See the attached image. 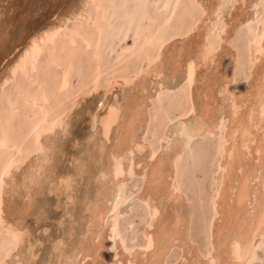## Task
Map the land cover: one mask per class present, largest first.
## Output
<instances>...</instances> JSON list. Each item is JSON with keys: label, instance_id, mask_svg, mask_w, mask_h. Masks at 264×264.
<instances>
[{"label": "bare ground", "instance_id": "6f19581e", "mask_svg": "<svg viewBox=\"0 0 264 264\" xmlns=\"http://www.w3.org/2000/svg\"><path fill=\"white\" fill-rule=\"evenodd\" d=\"M91 1H94L99 5L97 0H84L81 9L66 12L63 16L59 15V19L57 18L58 21H53L48 24L38 23V25H35L33 27V29L35 28L34 31L30 30V32H28L29 34L25 40V45L22 46L9 65H6L7 68L5 69L4 67V73H0V90L10 83L16 82L20 91L19 98L16 101L12 100L9 95L6 97L10 107L9 112H5L3 116V123H0V145L5 146L6 148H14L15 145H17L16 139L20 136L23 143L29 141L32 142V147L27 158L32 153H38L36 159L31 165H29V168L30 166L33 167V171L31 170L30 173L27 171V174L23 177L25 185L28 181L33 184V192L28 191L26 195H28L30 199L33 194H35V196L38 195L39 191L35 187L41 185L43 182L40 177H42V174L45 172L46 167L44 162L48 160V150L51 149L50 141L52 142V139L50 137L51 140L49 141L48 136L54 133L58 127L64 125V121L66 117H68L69 111L77 105L78 98L80 96L89 95L100 87H104V93L107 94L113 89L112 87L117 82L127 84L130 82L131 78L135 77L138 78L139 83L137 87H139L138 91H140L142 95H132L131 93L132 97L130 102L128 105H126V103L125 107L120 105L122 103L115 104L109 102L105 104L106 101L102 104L103 106L105 105V110L102 111V113L99 112L100 114L97 111L98 114H95L93 117V121L100 123V134L102 139H104L102 149L106 157V161L99 173H102L103 176L109 175L111 179L109 177V180L107 178L105 179L110 183L104 182L102 184L103 189L101 191V197L94 202L91 208L92 216L88 220L86 240L83 247L77 252L73 264H165L170 251L177 245L184 249H182V253H185L184 251H186V255L181 257L176 264H251L258 258V239L264 238V66H261L260 69L262 72L259 75H257V73L260 70L257 71L256 68H254L257 71H255L257 77H254L253 74L251 80L248 79V77H243L242 80L237 83L234 77L235 64L239 56L237 54L236 56L233 55L234 63L228 66V61L227 67L221 65L220 72L218 73L219 75L217 74L216 76V70L214 72V68H212L210 64L218 56L217 53L219 50L217 52L218 48L215 47L211 39L212 36L210 37L208 33V30L212 29V27L206 23L207 19L205 18L206 22L204 20L201 22L198 20L200 23L195 22L193 25H189V28L181 34L185 35L190 31L197 29L199 32L196 31L197 34L201 36L198 38L201 39L200 41H194L192 38L179 39V45L175 49L174 46L171 50L163 53L162 48L168 38L163 36V33L160 32V30L164 28V25H167V23L171 21L172 16L176 11L177 4L175 8L169 11V15L164 13V15L168 16L166 19L165 17L161 18V15L159 16L157 12L148 17L149 9L147 5L143 3L144 1L142 2L141 0V3L144 6L139 13V18L141 17L140 20L136 17L138 13H135L136 15H133L131 19V21H133L136 18L140 23L141 27L137 25L136 33L144 34V36L142 35L143 38L141 41H138L140 43L142 42V45L138 47L137 51L141 52L145 46H149L152 50L146 53L145 57L141 58L139 67L133 70H129V67L126 66H123L120 69H115L112 74L113 77H111L112 79L107 80L109 85L106 86L105 84V86H102L99 83V70H97V67L93 64V59L99 60L100 46L101 43H105L104 40L106 39L105 36V39L103 40L105 32L102 22V25L100 24L101 19L99 17L100 21L95 25L96 34L93 36L95 38L81 33L78 29H74V33L82 40L83 46L86 44V46L91 48V51L88 52L91 64L88 67L89 70L84 76L82 84L78 89L68 95V98L70 97L72 101L71 106L63 112L55 114L51 113L45 106L47 94L40 78V69L44 65L59 69L62 73L61 80L64 83L65 89L66 86L68 87V79L65 77L66 73L69 72L67 67L74 62V58L78 53L74 48H69V52L64 48L65 46L61 43L62 35L64 29L71 20L76 19L80 22H83L85 19L91 20L90 13L88 12V6ZM239 1L242 2V6L247 3V0ZM46 2H42V4L44 3L45 5L44 7L53 5L52 8H54L55 5H57L56 3ZM139 3L140 2H138V4ZM171 3L172 0H163L162 4H160V9L164 12V10L172 8ZM220 4L221 0H215L211 6L207 7V11L209 10L210 14L218 13V10H220ZM38 5L40 6V4ZM105 6H107V4ZM119 6H121V4H119ZM206 6L208 5L206 4ZM124 9L128 10L129 8L126 5L121 10ZM184 9L188 10L187 8ZM102 10H104V8ZM244 11L245 9H243V12ZM26 14L29 15V13ZM209 16L211 18L212 15ZM239 16L240 15L234 18L233 32L230 31L232 33L229 34L230 29L226 32V37L224 38H227V42L232 40V35L235 34L241 26L246 24L248 26V24L250 25L256 19L255 13H250L243 19H240ZM191 17L194 19L196 16L193 17V15H191ZM192 18H189V20ZM124 19L123 22L125 23ZM193 19L192 22L196 21V18L195 20ZM125 20L128 21L127 19ZM105 21L107 22V20ZM120 22L122 23L121 19ZM181 22L183 21L181 20ZM112 23H114V21H111V24ZM116 24L119 25V23ZM259 27V35L264 37V15L260 19ZM179 28H181V26ZM112 29L113 26L111 30ZM124 31L126 33L125 37H127L129 28ZM251 32L254 31L251 29ZM160 33L162 34L160 35ZM175 33L176 32H174V34ZM107 34H109V31ZM25 36L26 35H24V37ZM256 37L254 38L255 41L258 39ZM67 41L71 42L70 45L68 43L69 46L75 44V41L72 39ZM170 44L175 45L177 43L175 42V44H172L171 42ZM171 45L169 47H172ZM261 46L262 49L260 51H256L255 49L252 51L256 63L257 61H263L264 63V41ZM109 47L107 51L109 50ZM228 47L229 46H227V48ZM128 49H130V46ZM230 49L224 50L230 54ZM155 51L158 52V55L154 57ZM128 53H130V50ZM128 53L127 55L129 56ZM201 66L208 67L205 70V68L203 69ZM199 67H201V71L203 69L200 76L201 78L198 76L200 74V71L198 70ZM259 67L260 66H258V68ZM210 69L213 70V75L209 72ZM178 73H181L183 76L179 82L182 80V85L183 87L185 86L182 94L185 102H192V89L194 87L196 88L194 90L197 91V99L195 98V100H197V112L195 110V119L197 122L192 125V121L184 117L190 111L187 108L180 111L179 116L181 117V126L172 129V126H170V129L167 128L160 137V139H163V136L165 135L172 138V140H175L170 146L168 145L167 152H164L163 150V148L166 147L164 146V143L163 148H161L163 152H159L158 146H155L154 142L148 139V127L151 120V100L159 98L164 89L167 88V84H165V81L167 80L164 78L171 77V80L172 77ZM149 76L155 78L151 81L149 80L150 83H148V79H150ZM217 77L219 79H217ZM198 80L199 84L196 83ZM36 83L39 87L35 86ZM194 83L199 86H196ZM178 85L180 86L181 84H177V87ZM192 86L194 87L192 88ZM136 92L137 89L136 91L134 90V93ZM218 93L222 94L221 99H219L224 103L228 102L229 104H224L220 101V103L217 102L218 100L216 101V99ZM25 103L28 105H39V109L34 115L27 113L25 115V120L21 124L17 116V109L19 106L24 108ZM99 103H102V101L99 100ZM192 103L194 105V102ZM215 103H219V105L217 106ZM224 105L227 106L225 107ZM228 105L229 109L227 110L226 108H228ZM93 113L94 112H92V114ZM6 117L8 119H6ZM48 119L50 122L47 124L46 122ZM118 128L120 131L114 137L116 145L113 144L108 146L107 142L111 140L114 129L116 130ZM206 134H214L218 136L215 173L219 171L221 175L219 180L217 179L215 182L216 185L213 187V199L211 198L213 207L210 219L211 246L206 254H202L195 244L192 245L190 243L189 221L191 209H188V212H185L187 211L188 206L185 207L186 209H184V207H179V209L183 208L185 210H183L185 213L182 214L178 207L175 206L177 202L175 205L173 202L171 213L170 210L169 212L167 211L169 213L167 214L169 215L168 217L163 218L160 213L161 211L163 213V211L166 210V205L171 203L172 199L181 201L183 204H181V206L188 204L183 202L185 199L183 200V193L181 190L182 185H180L179 179H177V162L186 151L188 140L196 135ZM177 135L179 137H177ZM183 135H186V138H184ZM136 150H140L139 157L134 154ZM18 164L20 163L15 158L12 151H9L4 155L0 162V229L4 227L9 231V233H11L9 236H12L16 243L22 242V240L27 237L25 234L27 233L28 227L25 226V224L16 221L14 217L9 216L10 212H8L7 209L8 215H6V217H8H4L6 213V210L4 209L7 208L5 207L6 205L4 206V199L8 198V196L6 198L4 195L7 193V191H5L7 189L6 185H9L7 184V179L13 173V170L17 168ZM46 170H48V168ZM61 174L63 176V173ZM135 175H142L144 177L145 183L142 188L143 190H141L142 192L140 191L139 198L146 203L149 209L150 219L144 233V243L141 244L140 248L131 251L120 235L117 213L120 212V207L122 206L120 205L121 200L126 198L121 189V185ZM13 176L11 178L14 183V178L16 176H14V178ZM18 178L20 177L18 176ZM52 179L55 180L54 178ZM52 179L48 181L51 182ZM62 179H64V176ZM13 183L9 186L15 188L16 183ZM22 183L23 182H21V185ZM9 190L13 192L15 189ZM15 192H17V190ZM8 194L9 193H7V195ZM160 197H163L161 200L165 198L168 201L167 203L166 200H162L163 202H166V207H163L165 210L161 208L163 205H161L162 203L159 201ZM11 198L12 196L10 197L9 194L8 203L6 202V204H9ZM34 198L31 199L29 206H27L28 204L26 205V208L31 207L30 209H32L37 205L35 203L36 199ZM38 199H40V197ZM103 199H106V202ZM172 204H168V207ZM13 205H8V207L12 208ZM19 206L20 205H18V207ZM125 206L127 207V205ZM128 206H130V204ZM30 209H26L29 216L31 215ZM10 210L11 209H9V211ZM125 210L123 209L124 212ZM15 212H17V210H15ZM19 212L22 218H24L25 213L22 214V212H24L23 209ZM165 213L166 211L164 214ZM11 251L12 248L10 247L6 255L11 257ZM15 254L17 255L18 253L16 252ZM32 254H34V252H31V255ZM28 256L30 257V255ZM18 258L20 257L18 256ZM10 260L9 262H13V264H25L21 258L16 259L14 256ZM6 261L7 259L5 262Z\"/></svg>", "mask_w": 264, "mask_h": 264}, {"label": "rangeland", "instance_id": "374dc122", "mask_svg": "<svg viewBox=\"0 0 264 264\" xmlns=\"http://www.w3.org/2000/svg\"><path fill=\"white\" fill-rule=\"evenodd\" d=\"M46 1L56 3L58 6L55 5L54 8H52L53 5L44 7L45 5L44 3L42 4V2ZM83 1L84 0H0V73H4L5 69L15 57V55H17L22 46L25 45V40L29 34L28 32H30V30L34 31L35 28L33 29V27L35 25H38V23L48 24L53 21H58L57 18L65 15L66 12L81 9L83 6ZM214 1L215 0H172V8L164 10L163 12V10L160 9V4H162L163 0H142V2L146 4L149 9L148 17L154 15L157 12L159 16L161 15V18L165 17L167 19L168 16L164 15V13L168 14L169 11L175 8L177 4L176 11L174 12L175 15L173 14L171 21L167 23V25L163 26L165 29L161 27L162 29L160 30V32L163 33H160V35L162 34L163 36H166V38H168L162 48L163 53H165V51L167 52L171 50L174 46L175 49L179 45V41L182 39L192 38V40L194 41H200L201 39L198 38H200L201 36L197 34V29L190 31L185 35L181 34L184 33L187 28H189V25L191 26L195 22H201L203 20L205 21V19H207V22H205L211 25L210 27H212V29L208 30V33L210 37L212 36L211 39L215 47L218 48L217 52L219 50V52L217 53L218 56L216 55L217 57L213 61L214 63L212 62L210 64L212 68H214V72L216 70L215 75L217 76V74L220 72L221 65L227 67L228 61V66L232 65L234 63V56L238 54L239 56L235 64L234 72L236 82L239 83L243 77H248V79L251 80L253 74L254 77H257V75L262 72L260 68L261 66H264V63L263 61H257L256 63L252 51L254 49L256 51H260L262 49L261 44L264 41V37L259 35L258 30V28H260V19L264 15V0H247V3L244 6H242V2L239 0H221L219 8L220 10H218V13L210 14L209 10L207 11V7L211 6ZM97 2L99 3V5H97L96 2L91 1L88 6V12L90 13L91 20L85 19L83 21L84 23L76 19L71 20L70 23L64 29L61 43L65 46L64 48L68 52L70 51L69 48H74L78 53V55L74 58V62H72V64L67 67L69 72L66 73L65 77L68 79V87L66 86L65 89L64 83L61 80L62 73L59 69L48 67L45 65L42 66L40 69V78L47 94L45 106L47 110H49L51 113L55 114L58 112H63L71 106L72 101L70 97L68 98V95L74 90L78 89L79 86L82 84L84 76L89 70L88 67L91 64L88 53L91 51V48L89 46H86V44H84L83 46L82 40L79 36L74 33V29H78L81 33L95 38L93 37L96 34L95 25L101 19L100 24L102 22L105 32L103 40L105 39V36L106 39L104 40L105 43L102 40L103 43H101V46H103H100L101 51L99 50V60L93 59V64H95L97 70H99V83L102 86H105V84L106 86L109 85V82L107 80L112 79L111 77H113L112 74L115 69H120L123 66L129 67V70L137 69L140 65L141 58L145 57V54L152 50L151 48H149V46H145V48L141 52L137 51L138 47L142 45V42L140 43L138 41H141L144 36V34L142 33H136L137 25L140 26V23L139 21H137V19L139 18V13L144 6L141 3V0H97ZM138 2H140V5L138 4ZM38 4H40V6ZM106 4L107 6H105ZM119 4H121V6H119ZM206 4L208 6H206ZM126 5L129 9H124L125 11L121 10ZM103 8L104 10H102ZM184 8H187L188 10H185ZM243 9H245L244 12ZM26 13H29V15ZM135 13H138V15H136ZM250 13L256 14L255 21H253V23H251L250 25L248 24V26L247 24L241 26V28L235 34L232 35V40L227 42V38L224 37H226L225 35L226 32H228L227 30L230 29L229 34L233 32L232 29L234 30V18L240 15L239 18L243 19ZM133 15H136L137 19L135 18V20L131 21ZM191 15H193V17L196 16V21L192 22L193 18L191 17ZM209 15H212L211 18ZM124 18L127 19L129 22L126 21ZM179 18L183 22H181ZM189 18L192 19L189 20ZM195 18L193 20H195ZM120 19L122 23L120 22ZM123 19L125 23L123 22ZM105 20H107V22ZM111 21H114V23L111 24ZM116 23H119V25ZM112 26L113 29L111 30ZM180 26L181 28H179ZM127 28H129V31L127 33V37H125L126 33L124 30ZM251 29L254 32H251ZM166 30L169 32H167ZM108 31L109 34L111 33L110 35L107 34ZM174 32L176 33L174 34ZM166 33L168 34V36ZM24 35L26 36L24 37ZM65 36L68 38H66ZM255 37L258 38L256 39V41L254 39ZM223 38L226 41H224ZM69 39L75 41V44L73 46H69L71 43L70 41H67ZM171 42L172 44H175V42L177 44L171 45ZM169 44L172 47H169ZM107 45L108 47L111 46L109 47L108 51ZM129 46L130 49H128ZM227 46L229 47L227 48ZM224 49H230L231 55ZM129 50L130 53H128ZM127 53L129 54V56L127 55ZM122 55L125 56L123 57ZM157 55L158 52L155 51L154 57ZM252 59L254 60V64ZM208 66L201 67L203 69L205 68L206 70ZM258 66L260 67L258 68ZM201 67L198 68V70L200 71V74L198 72L199 77L201 76V72L203 71V69L202 71L200 70ZM254 68H256L257 71L260 70L257 75H255L257 71ZM211 69L209 72L213 75L214 72ZM182 77V74L178 73L174 75L171 80V77L164 78L165 80H167H164L165 84H167V88L164 89L159 98H154L151 100V120L149 122L148 127V139L153 141L155 146H158L159 152H163L161 149L163 148V143L164 146H166L163 148V150L164 152H167V147H169L175 140L174 138V140H172V138L165 135L163 136V139H160V137L167 130V128L170 129V126H172L171 129L178 128L181 126V117L179 116L180 111H183L185 108H187L190 111L184 117L192 121V125L193 123L197 122L195 119V114L197 112V100H195V98L197 99V91H195L194 89L196 88L192 86V88L194 87L192 89V94L194 96H192V102H194V105L192 102H185L183 100L184 98L182 97L185 86L183 87L182 80L181 82H179ZM218 77L217 79H219ZM149 78L150 79H148V83H150L149 80L151 81L152 79H155L151 76H149ZM138 83V78L133 77L127 84L117 82L112 87L113 89H111L107 94L104 93V87H100L98 90L93 91L89 95L80 96L78 98L77 105L69 111V115L68 117H66L64 125L58 127L54 131V133H52L55 136H53L52 134V136H48L49 141L52 139V142H54L52 143L50 141L51 149L48 150L49 158L46 162H44V165L46 167L45 172L42 174L43 176L40 177L44 184L42 182L41 185L35 187L40 194L38 193L37 196L33 194L35 198L33 197V195H30L31 199H36L35 203L38 205L37 206L35 204L36 206L32 209H30L31 207L26 208V205L28 204L27 206H29V203L31 201L30 197L26 195V193L28 191L33 192V184L28 181V183L26 182L25 185L23 177L25 176V174H27V171L30 173V171L32 170L33 167L30 166L29 168V165H31L32 162L36 159L38 153H32L27 158V155L32 147V142L29 141L23 143L21 141L20 136L17 137V145H15L14 148H6L5 146L0 145V162L4 155H6L9 151H12L14 153L15 158L20 163L11 174L12 176L13 174L14 176H16L15 178L13 176V178L15 179L14 183H16L15 188L10 187L11 183H13V179L11 178L12 176L10 175L11 177L9 176V178L7 179V184H9L10 186L6 185L7 189L5 191H7V193H9L10 197L12 196V198L9 200V204H6V202L8 203L9 194L7 195L6 193V195H4L6 198L8 196V198L4 199V206L6 205L5 207L7 208L4 207L5 209H3H7L8 212H10L9 216L14 217L16 221L23 223L25 224V226L28 227L27 233L25 234L27 236H25V239L27 241L24 239L22 240V242L19 243H16L14 238L12 236H9V234L11 235V233H9V231H7L4 227L0 229V264H13V262H9V260L13 258V256L16 259L21 258L25 264H73L77 252L80 250V248L83 247V244L86 240L88 220L92 216L91 208L94 202L101 197V191L103 189L102 184L104 182H109L105 179L107 178L109 180L110 178L109 175L103 176L102 173H99L101 172L100 170L106 161V157L102 149L104 139H102L100 134V123H97V121H93V117L95 114H98L99 112L102 113V111L105 110V105L103 106L102 104L106 101L107 102L105 104L109 102H113L115 104L122 103L123 105H120L125 107L130 102L132 95H142V93L138 91ZM196 83L199 84V80ZM196 83L194 84L196 86H199ZM177 84L181 85H178L177 87ZM35 86L39 87L37 83L35 84ZM135 88L137 89L136 93H134V90L136 91ZM19 94V86L16 84V82L10 83L9 85L2 88V90H0V123H3L2 120L5 112H9L10 104L7 102V95H9L12 100L16 101L19 98ZM221 95L222 94L220 93L217 94L216 101L218 100L217 102L220 101L221 103H224L222 100H220ZM99 100H101L102 103H99ZM219 103L215 104L218 106ZM25 106L24 108H21L19 106L17 109V116L21 124L25 120V115L27 113H31L34 115L35 112L39 109V105H28L27 103H25ZM226 109H229V105ZM92 112L94 113L92 114ZM7 117L6 119H8ZM49 122L50 120L48 119L46 123L48 124ZM119 131V128L116 130L114 129L111 136V140L107 142L108 146H111L113 144L116 145L114 137L119 133ZM177 137L179 136L177 135ZM183 137L186 138V135H183ZM217 142L218 136L214 134L196 135L187 141L186 151L177 162V179H179V183L180 185H182L181 190L183 193V200L185 199L184 201H182L188 204L181 206V201L172 199L171 203H168L167 199H162L166 200L168 204H172L174 202L175 205V203L177 202L175 206H177L178 209L179 207H184V209H186L185 207L188 206L187 211H185L183 208L179 209L182 214L188 212V209H191L189 221V239L190 243L192 245L195 244V246L198 247L202 254H206L211 246L210 219L213 211L211 201L213 199L212 197L214 193L213 187L216 185L215 182L217 179L219 180V177L221 175L219 171L215 173L217 163ZM134 154L139 157L140 150H136ZM47 168L48 170H46ZM61 173H63L64 179H62L63 176ZM58 175L60 178L58 177ZM18 176L20 178H18ZM52 178H54L55 180H53ZM51 179L52 181L49 182ZM100 179L103 181H101ZM20 181L23 182L22 185ZM144 183L145 181L142 175H135L133 176V178L131 177L129 180L125 181L121 185V189L126 198L121 200L120 202L122 208L120 207V212L117 213L118 225L120 235L131 251L140 248L141 244L144 243V233L150 219L149 209L146 203L141 200V198H139V194L142 192L141 190H143L142 188L144 187ZM39 187L40 189L42 188V192ZM9 189H15L13 191L14 193ZM16 190L17 192H15ZM39 197L40 199H38ZM161 198L163 197H160L159 200L162 203L161 205H163L161 206V208L166 206L167 208L166 210L163 208V210L166 211L165 214V211H163V213L161 211L160 214L163 218L168 217L169 215L167 214H169V210L171 213L173 204L169 205V207L168 204L165 206L166 202H163ZM103 200H105L106 202V199ZM11 204H14L13 207H8V205ZM129 204L130 206H128ZM18 205H20L19 207L21 208H19ZM125 205H127V207ZM25 208L31 210H29L31 212L30 216L28 215V212ZM9 209L11 210L9 211ZM22 209L24 211L22 212V214L25 213L24 218H22L19 212L22 211ZM123 209H126L125 212L123 211ZM7 210L5 211L7 214L5 213L4 217L8 215ZM15 210H17V212H15ZM258 242V258L254 260L251 264H264V238L258 239ZM10 247L12 248L11 257L9 255H6ZM182 249L183 248L178 245L174 246L170 251L169 255L167 256L165 264L178 263L181 257L186 255V251H184L185 253H182L184 250ZM15 251L18 253L17 255L15 254ZM30 251L34 252V254L31 255ZM28 255H30V257ZM18 256L20 258H18ZM6 259L7 261L5 262Z\"/></svg>", "mask_w": 264, "mask_h": 264}]
</instances>
